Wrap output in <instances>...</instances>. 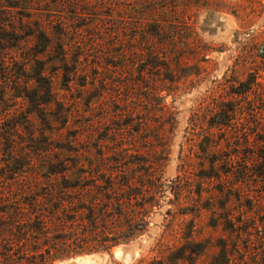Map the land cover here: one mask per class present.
Returning a JSON list of instances; mask_svg holds the SVG:
<instances>
[{
	"label": "rangeland",
	"instance_id": "374dc122",
	"mask_svg": "<svg viewBox=\"0 0 264 264\" xmlns=\"http://www.w3.org/2000/svg\"><path fill=\"white\" fill-rule=\"evenodd\" d=\"M114 3L0 0V264H264V0Z\"/></svg>",
	"mask_w": 264,
	"mask_h": 264
},
{
	"label": "trees",
	"instance_id": "16d2710c",
	"mask_svg": "<svg viewBox=\"0 0 264 264\" xmlns=\"http://www.w3.org/2000/svg\"><path fill=\"white\" fill-rule=\"evenodd\" d=\"M105 1V0H104ZM112 2H117V0H112ZM140 5V4H139ZM116 8V3L109 5L107 7V11L109 13H113ZM37 83H43L44 80L40 76L36 79ZM45 87V99L43 98V103L49 102L50 97V90L48 86ZM264 151V149H262ZM264 155V154H263ZM262 160L264 161V156H262ZM58 166L52 165L49 168V174H57L62 173L63 170L57 168ZM262 177L264 179V171L262 170ZM42 215V214H41ZM43 216V215H42ZM41 216V217H42ZM92 217H90L91 219ZM37 223H43V219L37 216L36 219ZM45 224V223H44ZM58 230L52 236V239L55 241L56 248L65 249V256H79L97 252H108L111 248L118 245L117 242H109V237L104 234L98 233L94 230L75 233V232H66L65 229H71V224L66 226L65 224L61 223L58 225ZM111 241V240H110ZM55 249V248H54ZM39 263L44 264L46 260H44V256L42 254H38Z\"/></svg>",
	"mask_w": 264,
	"mask_h": 264
},
{
	"label": "bare ground",
	"instance_id": "6f19581e",
	"mask_svg": "<svg viewBox=\"0 0 264 264\" xmlns=\"http://www.w3.org/2000/svg\"><path fill=\"white\" fill-rule=\"evenodd\" d=\"M92 257V256H91ZM96 258V257H95ZM96 260V259H95ZM102 260V259H101ZM85 261V260H84ZM98 261H100V259H98ZM86 262V261H85ZM89 262H92V260L91 261H89ZM88 264V263H87ZM90 264H92V263H90ZM93 264H98L97 262H94L93 261Z\"/></svg>",
	"mask_w": 264,
	"mask_h": 264
}]
</instances>
